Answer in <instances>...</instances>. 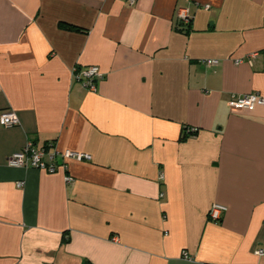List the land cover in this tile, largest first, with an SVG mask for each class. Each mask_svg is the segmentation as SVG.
<instances>
[{
    "label": "crops",
    "instance_id": "0c3cea01",
    "mask_svg": "<svg viewBox=\"0 0 264 264\" xmlns=\"http://www.w3.org/2000/svg\"><path fill=\"white\" fill-rule=\"evenodd\" d=\"M90 65L95 92L73 77ZM246 93L264 96V0H0L19 119L0 122V264H264V105H228ZM27 141L91 159L9 166Z\"/></svg>",
    "mask_w": 264,
    "mask_h": 264
},
{
    "label": "built area",
    "instance_id": "2783aa9c",
    "mask_svg": "<svg viewBox=\"0 0 264 264\" xmlns=\"http://www.w3.org/2000/svg\"><path fill=\"white\" fill-rule=\"evenodd\" d=\"M129 5H133L135 0H124ZM178 17L182 23L188 24L190 19L187 14L186 9H180ZM207 65H217L219 60L217 59H207L205 60ZM236 64H240L241 60H235ZM73 77L77 80L84 88L95 92L97 90V83L104 78V73L94 65L85 67H75L73 70ZM228 105L231 109H252L257 105H264V96L259 93H246V94H232L228 100ZM0 122L4 126L10 127L19 124V119L12 109L4 110L0 113ZM196 128L190 127L185 129L184 133L187 135H192L190 131H195ZM47 155V150L44 147H36L32 141H27L26 144L19 151L14 152L8 158V165L13 167H34L37 169L46 170L50 173L55 172L57 169V164L53 161V157H60L64 161L66 159H76V160H89L91 159L90 154L75 152L70 150L65 151H52L48 156L49 160L45 158ZM66 170V166L62 165ZM66 182H72L73 178L70 175L65 176ZM22 183V182H21ZM19 183V184H21ZM226 206L213 203L209 209L208 217L211 220H219L223 212L226 211ZM257 255L263 254L262 248H257L255 250ZM184 258L188 259L186 252H182Z\"/></svg>",
    "mask_w": 264,
    "mask_h": 264
},
{
    "label": "trees",
    "instance_id": "16d2710c",
    "mask_svg": "<svg viewBox=\"0 0 264 264\" xmlns=\"http://www.w3.org/2000/svg\"><path fill=\"white\" fill-rule=\"evenodd\" d=\"M185 129H189L188 127H186ZM196 130L195 131H190L191 134H195ZM189 135L185 134V133H182L181 135V139H184V138H187ZM83 264H92L90 261L86 260Z\"/></svg>",
    "mask_w": 264,
    "mask_h": 264
}]
</instances>
